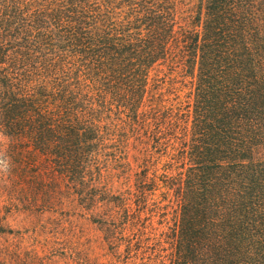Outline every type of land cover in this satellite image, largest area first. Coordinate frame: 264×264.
<instances>
[{
  "label": "trees",
  "instance_id": "obj_1",
  "mask_svg": "<svg viewBox=\"0 0 264 264\" xmlns=\"http://www.w3.org/2000/svg\"><path fill=\"white\" fill-rule=\"evenodd\" d=\"M0 138L126 264H264V0H0Z\"/></svg>",
  "mask_w": 264,
  "mask_h": 264
},
{
  "label": "rangeland",
  "instance_id": "obj_2",
  "mask_svg": "<svg viewBox=\"0 0 264 264\" xmlns=\"http://www.w3.org/2000/svg\"><path fill=\"white\" fill-rule=\"evenodd\" d=\"M2 174L7 172L0 166ZM12 174L7 182L0 181V264H112L119 259L126 264L131 259L126 255L112 257L102 222L87 212L89 206L83 208L80 200L76 204L70 200L69 185L57 181L55 189L48 188L50 197L43 201L37 196L41 193L37 185L16 181L31 177L33 172ZM157 194L155 191L149 197L150 203L159 207ZM151 219L164 220L159 214Z\"/></svg>",
  "mask_w": 264,
  "mask_h": 264
}]
</instances>
